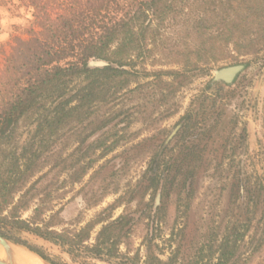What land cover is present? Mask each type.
I'll list each match as a JSON object with an SVG mask.
<instances>
[{"label":"rangeland","instance_id":"rangeland-1","mask_svg":"<svg viewBox=\"0 0 264 264\" xmlns=\"http://www.w3.org/2000/svg\"><path fill=\"white\" fill-rule=\"evenodd\" d=\"M118 1L124 5L129 0ZM30 22L25 7L0 0V68L12 37H26ZM236 63L244 68L230 85L212 81L216 70ZM161 67L179 68L151 66L149 60L144 66L136 64L130 68L127 88L114 104L102 108L121 111L120 115L84 146L70 142L64 147L62 138L43 154L52 157L28 182L27 187L33 184L28 194L32 198L21 218H29L39 204L48 209L42 218L52 215L57 230H78L99 218L102 222L84 242L90 245L103 224L126 217L113 257H94L83 247L69 253L33 234H20L54 263L156 264V259L173 258L174 264H201L210 257L215 261L217 253L212 251L221 237L248 216L253 217L251 226L238 244L234 264L263 263L264 243L254 249L264 228V53L229 58L192 72L159 73ZM188 114L192 127L182 136ZM106 133L113 135L109 142L118 140L117 145L103 155L101 148L90 153L84 161L96 160L73 180L69 165ZM58 157L66 170L60 162L53 166Z\"/></svg>","mask_w":264,"mask_h":264},{"label":"trees","instance_id":"trees-1","mask_svg":"<svg viewBox=\"0 0 264 264\" xmlns=\"http://www.w3.org/2000/svg\"><path fill=\"white\" fill-rule=\"evenodd\" d=\"M8 1L25 7L31 22L26 37H12L0 68V236L52 264L56 263L20 234H33L69 253L83 247L94 257L116 256L124 215L103 224L90 245L84 242L102 222L99 218L70 231L55 229L52 215L43 219L48 209L42 204L29 218L19 216L32 198L28 194L33 184L27 187L28 182L52 157L43 154L62 138L64 147L70 142L84 146L120 115L121 111L102 108L114 104L127 88L133 75L130 68L136 64L144 66L149 60L151 66L176 65L177 71L192 72L229 58L264 53V0H129L124 5L118 0ZM185 118L182 136L192 127L190 114ZM110 136L106 133L89 143L69 165L73 180L96 160L84 161L90 153L101 148L103 155L117 145V139L109 142ZM59 162L66 170L59 157L53 166ZM252 218L221 237L212 251L217 253L215 261L210 257L201 264H234ZM263 243L264 228L254 250ZM156 262L174 264L173 258Z\"/></svg>","mask_w":264,"mask_h":264},{"label":"water","instance_id":"water-1","mask_svg":"<svg viewBox=\"0 0 264 264\" xmlns=\"http://www.w3.org/2000/svg\"><path fill=\"white\" fill-rule=\"evenodd\" d=\"M243 68V65L238 64V65H232V66H227V67H223L221 69H218L215 71L214 75H213V80H222L226 83H231L233 81V79L235 78V76L237 75V73ZM0 245L4 248H8V247H17V248H22L25 251H28L32 254H34L35 256L39 257L45 264H52L49 263L48 261L44 260L43 258H41L39 255H37L36 253H34L33 251H30L29 249L25 248L24 246H21L19 244H16L2 236H0ZM0 264H14L12 262L11 259H0Z\"/></svg>","mask_w":264,"mask_h":264},{"label":"bare ground","instance_id":"bare-ground-1","mask_svg":"<svg viewBox=\"0 0 264 264\" xmlns=\"http://www.w3.org/2000/svg\"><path fill=\"white\" fill-rule=\"evenodd\" d=\"M11 259L14 264H45L39 257L22 248L0 245V259Z\"/></svg>","mask_w":264,"mask_h":264},{"label":"flooded vegetation","instance_id":"flooded-vegetation-1","mask_svg":"<svg viewBox=\"0 0 264 264\" xmlns=\"http://www.w3.org/2000/svg\"><path fill=\"white\" fill-rule=\"evenodd\" d=\"M238 64H239V63L231 64V65H227V66L238 65ZM241 65H243V64H241ZM227 66H224V67H227ZM221 68H223V67H221ZM221 68H219V69H221ZM243 68H244V65H243ZM243 68H242V69H243ZM242 69L237 73V75L242 71ZM237 75H236V76H237ZM236 76H235V78H236ZM235 78H234V79H235ZM234 79H233V81H234ZM212 80H213V77H212ZM213 81H215V80H213ZM216 81H222V80H216ZM233 81H232V82H233ZM222 82L225 83V84H229V83H226V82H224V81H222ZM232 82H231V83H232ZM229 85H230V84H229Z\"/></svg>","mask_w":264,"mask_h":264}]
</instances>
